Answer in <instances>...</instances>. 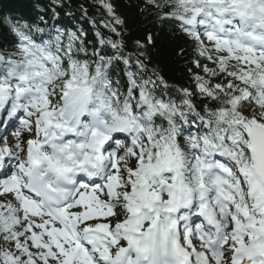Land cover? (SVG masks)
I'll use <instances>...</instances> for the list:
<instances>
[{
    "label": "snow or ice",
    "instance_id": "snow-or-ice-1",
    "mask_svg": "<svg viewBox=\"0 0 264 264\" xmlns=\"http://www.w3.org/2000/svg\"><path fill=\"white\" fill-rule=\"evenodd\" d=\"M147 2L197 52L175 95L110 0L91 50L43 16L11 25L0 264H264V0Z\"/></svg>",
    "mask_w": 264,
    "mask_h": 264
},
{
    "label": "trees",
    "instance_id": "trees-1",
    "mask_svg": "<svg viewBox=\"0 0 264 264\" xmlns=\"http://www.w3.org/2000/svg\"><path fill=\"white\" fill-rule=\"evenodd\" d=\"M116 14L124 21L119 30L122 32L125 53L133 56L138 54L135 41L140 40L146 45L149 74L153 67H158L168 85L176 94V89L189 87L192 83L188 72L192 59L197 57L194 43L184 35L176 25L162 21L156 14L157 10L147 0H110ZM53 9L59 15L53 19ZM43 16L48 25L67 26L73 31L86 33L85 41L91 50L97 44L95 33L100 31L106 36L112 34L103 25L110 19L107 12L100 6L99 0H0V48L10 45L11 25L39 22ZM41 27L44 25L41 23ZM152 35L154 43L147 44V37ZM183 49V54H181ZM123 65L116 68L114 79L123 77ZM123 90V89H122ZM199 102V98H196Z\"/></svg>",
    "mask_w": 264,
    "mask_h": 264
},
{
    "label": "rangeland",
    "instance_id": "rangeland-1",
    "mask_svg": "<svg viewBox=\"0 0 264 264\" xmlns=\"http://www.w3.org/2000/svg\"><path fill=\"white\" fill-rule=\"evenodd\" d=\"M15 142V139L11 141V144H13Z\"/></svg>",
    "mask_w": 264,
    "mask_h": 264
}]
</instances>
